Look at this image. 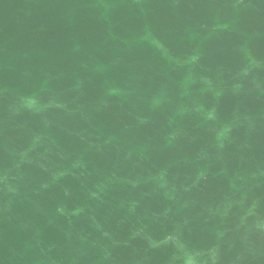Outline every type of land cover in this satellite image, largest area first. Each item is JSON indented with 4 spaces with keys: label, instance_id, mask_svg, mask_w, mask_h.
I'll list each match as a JSON object with an SVG mask.
<instances>
[{
    "label": "water",
    "instance_id": "95a60500",
    "mask_svg": "<svg viewBox=\"0 0 264 264\" xmlns=\"http://www.w3.org/2000/svg\"><path fill=\"white\" fill-rule=\"evenodd\" d=\"M0 264H264V0H0Z\"/></svg>",
    "mask_w": 264,
    "mask_h": 264
}]
</instances>
